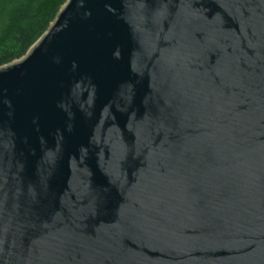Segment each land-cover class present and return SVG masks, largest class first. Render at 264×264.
I'll return each mask as SVG.
<instances>
[{
	"label": "water",
	"instance_id": "95a60500",
	"mask_svg": "<svg viewBox=\"0 0 264 264\" xmlns=\"http://www.w3.org/2000/svg\"><path fill=\"white\" fill-rule=\"evenodd\" d=\"M0 264H264V0H66L0 67Z\"/></svg>",
	"mask_w": 264,
	"mask_h": 264
},
{
	"label": "trees",
	"instance_id": "16d2710c",
	"mask_svg": "<svg viewBox=\"0 0 264 264\" xmlns=\"http://www.w3.org/2000/svg\"><path fill=\"white\" fill-rule=\"evenodd\" d=\"M66 0H0V67L23 57Z\"/></svg>",
	"mask_w": 264,
	"mask_h": 264
}]
</instances>
